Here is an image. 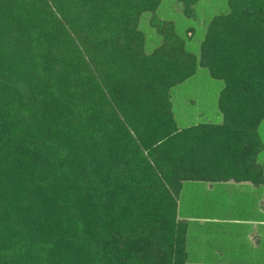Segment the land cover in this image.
Returning <instances> with one entry per match:
<instances>
[{
    "label": "trees",
    "instance_id": "obj_1",
    "mask_svg": "<svg viewBox=\"0 0 264 264\" xmlns=\"http://www.w3.org/2000/svg\"><path fill=\"white\" fill-rule=\"evenodd\" d=\"M163 1L0 0V264H191L182 185L264 182V0L194 48ZM167 1L189 23L202 0ZM199 68L219 120L174 109Z\"/></svg>",
    "mask_w": 264,
    "mask_h": 264
},
{
    "label": "crops",
    "instance_id": "obj_2",
    "mask_svg": "<svg viewBox=\"0 0 264 264\" xmlns=\"http://www.w3.org/2000/svg\"><path fill=\"white\" fill-rule=\"evenodd\" d=\"M185 192L196 195L195 204L182 203ZM178 210L188 223L191 264H264V182L185 183Z\"/></svg>",
    "mask_w": 264,
    "mask_h": 264
},
{
    "label": "rangeland",
    "instance_id": "obj_3",
    "mask_svg": "<svg viewBox=\"0 0 264 264\" xmlns=\"http://www.w3.org/2000/svg\"><path fill=\"white\" fill-rule=\"evenodd\" d=\"M167 0H164L162 4L163 17H172L173 19H177L180 27V33L184 38L188 40V47L194 48L196 46L199 38L202 35V30L204 24L207 22L211 14L218 12L225 8V0H202L199 5L196 7V17L194 20H191L189 23L182 22L180 15L177 14L175 8L167 3ZM143 27V26H142ZM145 29V27H144ZM146 30V47L151 49L153 45H155L156 37L152 31ZM221 82L219 80L213 79L209 76L206 69L199 68L197 72L184 82L182 85L178 86L174 90L173 96V104L174 109L177 112L178 118L186 119L188 122L190 121H198V120H211L216 121L219 120L220 116L217 113L216 104H215V97L219 88L221 87ZM190 96L192 102V106L196 105V109H201V113L197 111H191L190 113L187 112L191 107H187L188 104L185 99L186 97ZM193 98V99H192ZM203 111V112H202ZM188 115L186 116V114ZM183 123V122H182ZM259 133L262 138V142L264 143V121H262L259 127ZM264 156V150H263ZM186 193V192H185ZM196 195L194 194H184L182 198V203L184 201L189 200L192 203H196ZM185 204V203H183ZM183 210V208H182ZM210 242L208 243V247L211 248L214 241L209 237ZM190 246H192V241L189 242ZM198 245V243H197ZM209 253V252H208Z\"/></svg>",
    "mask_w": 264,
    "mask_h": 264
}]
</instances>
